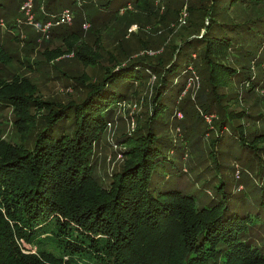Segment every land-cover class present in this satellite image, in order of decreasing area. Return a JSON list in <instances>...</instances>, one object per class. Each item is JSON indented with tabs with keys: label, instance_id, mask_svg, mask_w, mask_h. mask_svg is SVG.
<instances>
[{
	"label": "trees",
	"instance_id": "trees-1",
	"mask_svg": "<svg viewBox=\"0 0 264 264\" xmlns=\"http://www.w3.org/2000/svg\"><path fill=\"white\" fill-rule=\"evenodd\" d=\"M148 1L134 0L133 5L144 23H157ZM182 2L174 24L179 31L163 30V14L157 33L130 24L127 30L137 29L127 40L139 43L141 49L97 79L82 83L85 91L77 103L54 104L52 109L53 104L35 99V88L25 79L0 81V103L11 107L19 138L5 140L0 126V264H264V240L256 244L250 236L254 225L264 222L260 213L239 215L238 203L228 202L224 193L218 201L211 199L199 207L194 198L166 188L177 164L175 145L161 132L188 78L195 75L199 84L203 82L197 104L205 114L216 116L213 124L222 132L212 144L228 126V139L264 168V115L259 110L253 116L229 109L241 102V91L264 89V84L253 81L264 43V2ZM2 4L0 0V11ZM126 9L120 7L117 13ZM4 15L0 21L7 24ZM41 19L46 20L43 16L36 22ZM1 47L0 43V57L7 61ZM151 77L156 83L147 120L133 137L124 139L123 163L110 180L103 181L93 165L95 146L111 125L113 108L136 93L132 87ZM258 92L252 94L256 96L252 107L262 101ZM187 101L190 97L183 102ZM31 106L41 126L26 143L23 137L36 123ZM244 120L248 133L243 124L235 123ZM257 121L260 130L255 128ZM65 122L68 128L57 130ZM179 142V150L191 146L189 139ZM211 161L212 167L219 165L214 158ZM158 168L161 190L153 185ZM259 185L256 188L264 190ZM223 187L222 183L217 189L221 192ZM46 242L55 252L41 247ZM22 244L36 251L25 253Z\"/></svg>",
	"mask_w": 264,
	"mask_h": 264
},
{
	"label": "rangeland",
	"instance_id": "rangeland-1",
	"mask_svg": "<svg viewBox=\"0 0 264 264\" xmlns=\"http://www.w3.org/2000/svg\"><path fill=\"white\" fill-rule=\"evenodd\" d=\"M3 1L0 14H5L7 24L6 21L1 23L4 20L0 21V43L1 51L4 50L3 53L7 54L8 60L4 61L0 57V81L9 83L14 78L25 79L34 86L35 99L53 104L52 109L56 108L54 104L77 103L85 91L82 83L97 79L106 69H111L114 63L138 52L141 49L140 44L134 45L133 40H127L129 32L135 31L136 27L141 26L151 33H157L160 31L159 17L163 14L161 24L163 30L171 27L175 32L179 31L174 24H176V12L183 3L182 0H149L148 3L154 8L152 15L157 18V23H144L139 15L140 10L137 9L136 4L133 5L134 0H111L106 6L107 0H80L79 3H72L71 0H34L35 11L30 14L32 16L30 21L26 13L18 9L23 5L24 0ZM39 4L41 6L37 9ZM120 7L127 8L125 13H117ZM64 9L73 12V20L70 23L41 30L40 27L44 23H53L52 20ZM43 16L46 18L45 22H42L43 19L36 22V18ZM35 23L38 24L37 28L33 26ZM130 24H135L136 27L132 26L127 30ZM181 30L184 31L185 28L182 27ZM14 37L17 39L13 40ZM136 40L138 39H135V42ZM120 44L122 47L116 49ZM263 44L258 60L260 65L253 71L256 77L253 81H259L261 85L264 84ZM242 46L248 47L250 44L242 43ZM151 53L153 52L148 54ZM82 76L84 79L78 80ZM155 83L156 80L151 77L144 85L132 87L136 89V93L113 108L111 125L96 144L93 157L97 177L103 181L110 180V177L120 169L124 160V139L133 137L136 129L141 128L147 120L153 97L152 87ZM202 87L203 82L199 84L197 77L191 75L183 93L176 100L179 103L174 107L172 117H169L167 124L162 126L164 139L168 140L167 142L172 140L175 145L173 158L177 164V170L169 176L166 188L178 190L183 195L194 198L199 207H205L211 199L218 201L224 193L228 202L239 204L235 206L239 208V215L257 212L260 213L261 220H264L262 213L264 207H259L261 203L264 204V190L256 188L260 186L259 184L264 186V168L259 167L256 161L249 160L234 141L228 139V130L225 132L228 126H223L224 134L219 142L212 144L222 132L213 124L216 116L205 114L197 104L196 97ZM256 91H260L258 93L263 97L261 96L259 107H252L256 97L252 94ZM245 93V90L241 91L238 96L242 98L241 102L230 105L229 109L249 112L253 116L260 111L264 115V89L260 90L257 87L250 94ZM188 97L190 101L183 102ZM210 97L212 98L213 94H210ZM181 102L184 103L183 106L181 105L182 112L179 111ZM30 110L36 117V123L23 137L26 143L29 142L33 131L41 126V120L36 116V108L31 106ZM13 122L11 107L6 103H0V126L3 136L5 140L17 142L19 138L15 135ZM235 123L249 128L245 120ZM259 125L262 124L257 121L254 127L260 130ZM64 127L68 128L67 122L60 124L57 130H62ZM245 131L248 133L246 128ZM185 138L189 139L192 148L187 145L185 149L179 150V141ZM261 157L264 158V155ZM213 158L219 164L215 165L216 167H212ZM182 168H184L183 173H181ZM161 170L158 168L153 175L155 179L153 185L159 190L163 181L160 179L162 176H159ZM222 183L224 187L220 192L217 188ZM242 199L244 202H241ZM250 236L254 243H261L264 240V222L254 225ZM22 246L25 253L36 251L34 246L27 244ZM41 247L55 252L48 242Z\"/></svg>",
	"mask_w": 264,
	"mask_h": 264
},
{
	"label": "built area",
	"instance_id": "built-area-1",
	"mask_svg": "<svg viewBox=\"0 0 264 264\" xmlns=\"http://www.w3.org/2000/svg\"><path fill=\"white\" fill-rule=\"evenodd\" d=\"M71 1L74 3H79L80 0H71ZM33 2H34V0H25L22 3L23 5L20 6L21 11L26 13V15L29 17V21L32 18V16L30 14H32V9H33V5H34ZM182 15L183 16H181V18L179 19L180 23H184V19L186 17L185 12H183ZM72 20H73V12L69 9H64L54 20H52L53 23L46 22L40 28H42L41 29L42 31H45L46 27L48 29H50L51 26H61V25L70 23ZM31 22H33V21H31ZM36 25L38 26V24H36V23L33 26L36 27Z\"/></svg>",
	"mask_w": 264,
	"mask_h": 264
}]
</instances>
